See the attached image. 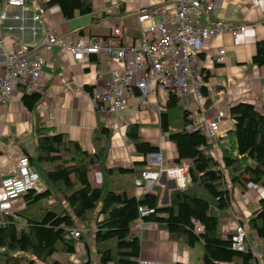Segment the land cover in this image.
I'll return each instance as SVG.
<instances>
[{
	"label": "crops",
	"instance_id": "0c3cea01",
	"mask_svg": "<svg viewBox=\"0 0 264 264\" xmlns=\"http://www.w3.org/2000/svg\"><path fill=\"white\" fill-rule=\"evenodd\" d=\"M47 1L49 0H31L20 8L0 6V75L3 72L6 50L14 48L15 45L35 50V58L40 62L36 86L41 89L39 95L42 96L35 109L28 112L20 100L26 91L14 83L10 101L0 104V181L14 172L18 156L27 155L30 167L38 173L40 179L43 178L40 182L41 188L48 189L53 197L59 198L56 189L46 181L36 162V155L33 152L34 120L39 119L49 135L61 134L67 141L77 143L88 153L94 150L91 142L92 132L101 126L108 132V142L106 138L101 137L98 146L99 148L107 145L106 168L133 171L130 174L116 176L113 189L124 190L128 196L135 197L149 193L157 196V207L168 206L173 193L178 190L173 180L164 175L148 185L140 180V185L143 184L147 188L144 192L140 186L133 185L132 181L137 172L151 167L145 165L146 157L136 153L124 136L128 125L137 124L139 139L157 149L154 152L161 155L162 167L177 166L175 146L160 132L158 113L155 136L149 124L138 123L136 117L139 110H136L132 103L122 112L100 115L93 109L88 95L95 89L103 87L102 82L96 79V74L101 73L103 79H107L108 71L114 68V64L108 65L94 56H90L82 63H76L59 45L45 49L42 44L46 33L56 35L58 43L70 42L75 36L86 37L85 41H88L109 35L119 24L127 29L121 41L122 46L132 44L140 37L136 14L163 0H91L92 12L89 15H75L70 20H64L55 6L42 7ZM214 1L208 0L210 4ZM215 5L216 18L222 20L226 28L244 26V31L235 36L222 32L202 47L198 55L204 83L201 98L196 100L189 96L184 101H176L175 106L176 110L179 107L188 112L190 124L185 130L187 132L199 130L205 135L208 143L214 138L224 139L226 133L231 130L232 122L227 113L230 106L246 102L258 113L264 114V65L256 67L251 64L255 43L264 42V0H218ZM38 9L42 11L41 15L36 12ZM34 16L39 17L34 20ZM79 18H87L86 24L71 27L72 22ZM219 48L224 49L221 64L214 62ZM157 93L158 91L149 98L150 104L147 109L154 104L162 109L167 103L168 94L165 95L163 103L159 104ZM218 112H223V117L216 132L208 137L205 121L213 118ZM170 130L175 131L173 128ZM210 154L213 156V151ZM95 171L96 168L89 173L92 186H98L101 179ZM231 194V207L217 212L221 237L231 234L236 226L244 224L245 219L255 210L259 199H264V190L250 184L243 193L232 189ZM21 197L16 201L7 202L0 188V207L12 213L18 211L23 208ZM54 206L57 204L51 203L50 207ZM241 227L244 233V250H248L253 256L250 264H264L263 243L246 228L245 224ZM130 230L139 241L138 261H152L158 264H201L200 242L188 245L184 237L172 236L162 226L139 219L131 224ZM54 262L95 264L96 258L92 244L87 240V249L78 245L74 254H54L45 264Z\"/></svg>",
	"mask_w": 264,
	"mask_h": 264
},
{
	"label": "trees",
	"instance_id": "16d2710c",
	"mask_svg": "<svg viewBox=\"0 0 264 264\" xmlns=\"http://www.w3.org/2000/svg\"><path fill=\"white\" fill-rule=\"evenodd\" d=\"M53 6L64 20L92 12L91 0H49L42 4L45 8ZM251 64L264 65V42L255 43ZM41 97L23 93L20 100L31 112ZM176 101L168 93L167 103L158 112V124L166 140L175 146L177 166H186L188 182L183 189L175 190L169 205L163 207H157L155 195L135 197L113 189L116 176L133 171L106 168L107 145L98 148L101 137L108 142L103 127L93 130L94 150L88 153L61 134L49 135L42 122L35 119L36 162L59 198L48 189L37 194L27 192L21 197L23 208L13 212L15 220L0 214V264H45L54 254H74L78 245L87 249V240L92 244L95 264H137L139 241L130 227L138 219V208L153 210L140 220L162 226L172 236L184 237L188 245L200 242L201 264H250L253 256L248 250L233 251L230 234L220 236L217 212L231 207L232 189L243 193L250 184L264 190V114L246 102L230 106L227 113L231 130L224 139L214 138L208 143L199 130H185L190 124L188 112L179 107L176 110ZM137 130V124H130L124 136L136 153L146 157L157 149L142 142ZM94 168L101 178L98 186H92L89 175ZM140 173L132 181L135 186ZM53 202L56 207H50ZM191 221L202 226L201 234L193 232ZM244 224L264 246V199H259Z\"/></svg>",
	"mask_w": 264,
	"mask_h": 264
},
{
	"label": "built area",
	"instance_id": "2783aa9c",
	"mask_svg": "<svg viewBox=\"0 0 264 264\" xmlns=\"http://www.w3.org/2000/svg\"><path fill=\"white\" fill-rule=\"evenodd\" d=\"M208 0H163L148 9L139 11L136 23L140 37L132 44L122 46L121 41L127 29L119 24L109 35L84 41L75 36L70 42H57L56 35L46 33L42 40L45 49L59 45L65 49L73 62L82 63L94 56L114 68L108 71L107 79L101 73L96 79L103 87L90 92L88 97L95 111L102 116L122 112L130 105L136 110L149 107V98L156 91H167L178 101L187 97L198 100L204 86L198 58L202 47L222 32L231 36L241 34L244 26L225 27L222 20L216 18L217 6ZM25 0H0L1 7L20 8ZM38 15L42 11H36ZM39 16H34V20ZM149 37V38H148ZM36 51L15 45L4 52L3 72L0 75V104L11 99L12 82L24 89L26 93H40L36 86L39 78L40 62L35 58ZM224 49L219 48L214 62H223ZM151 86V88L149 87ZM79 92H77L78 94ZM161 111V107H159ZM158 111V112H159ZM223 112L205 121L207 136L218 129ZM145 165L151 167L140 173V180L148 185L157 181L161 175L174 181L178 189H183L188 182L185 165L168 168L162 167L159 152H150L145 158ZM38 173L29 165L25 155L17 157L14 172L0 181L4 200L13 202L27 192L40 193L42 188ZM142 192L147 188L136 182ZM138 219L153 213L152 209L138 208ZM0 214L15 220V215L0 207ZM195 234H201L202 226L191 221ZM77 234L73 233V237ZM244 233L241 227H235L230 234V249L244 251ZM137 264H158L152 261H138Z\"/></svg>",
	"mask_w": 264,
	"mask_h": 264
},
{
	"label": "rangeland",
	"instance_id": "374dc122",
	"mask_svg": "<svg viewBox=\"0 0 264 264\" xmlns=\"http://www.w3.org/2000/svg\"><path fill=\"white\" fill-rule=\"evenodd\" d=\"M82 19H84V20H82ZM86 22H87V18H79V19H77V20H75V21L72 22L71 27H76V26H79V25H82V24H86ZM86 39H87L86 37H83V40L84 41ZM13 84H14V82H12V85ZM149 87L151 88V86H149ZM166 94H167V91H158L157 96H158V102H159V104H162L163 103L164 97H165ZM158 111H159V106H156L154 104L149 109L137 111L138 113H137V117H136L138 123H141V124H149L150 125L151 130H153V135L154 136L157 134V128L155 127V124H156V121H157V113H158ZM179 114L181 115V113H179ZM212 155L214 157V151H213V154ZM42 180H43V178L41 177V179L39 180V182H42ZM239 227H241V226H239Z\"/></svg>",
	"mask_w": 264,
	"mask_h": 264
}]
</instances>
